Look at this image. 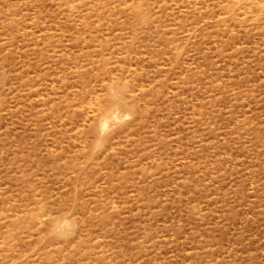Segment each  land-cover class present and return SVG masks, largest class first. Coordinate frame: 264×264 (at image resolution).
I'll use <instances>...</instances> for the list:
<instances>
[{"label":"rangeland","instance_id":"rangeland-1","mask_svg":"<svg viewBox=\"0 0 264 264\" xmlns=\"http://www.w3.org/2000/svg\"><path fill=\"white\" fill-rule=\"evenodd\" d=\"M0 264H264V0H0Z\"/></svg>","mask_w":264,"mask_h":264},{"label":"bare ground","instance_id":"bare-ground-1","mask_svg":"<svg viewBox=\"0 0 264 264\" xmlns=\"http://www.w3.org/2000/svg\"><path fill=\"white\" fill-rule=\"evenodd\" d=\"M76 87V86H75Z\"/></svg>","mask_w":264,"mask_h":264}]
</instances>
